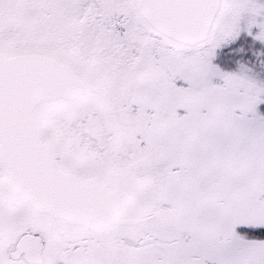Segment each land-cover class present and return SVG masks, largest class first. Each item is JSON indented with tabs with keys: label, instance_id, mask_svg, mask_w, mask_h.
Instances as JSON below:
<instances>
[{
	"label": "snow or ice",
	"instance_id": "snow-or-ice-1",
	"mask_svg": "<svg viewBox=\"0 0 264 264\" xmlns=\"http://www.w3.org/2000/svg\"><path fill=\"white\" fill-rule=\"evenodd\" d=\"M0 264H264V0H0Z\"/></svg>",
	"mask_w": 264,
	"mask_h": 264
}]
</instances>
